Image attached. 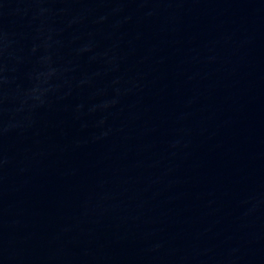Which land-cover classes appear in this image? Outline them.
Returning a JSON list of instances; mask_svg holds the SVG:
<instances>
[{
	"label": "water",
	"instance_id": "water-1",
	"mask_svg": "<svg viewBox=\"0 0 264 264\" xmlns=\"http://www.w3.org/2000/svg\"><path fill=\"white\" fill-rule=\"evenodd\" d=\"M0 264H264V0H0Z\"/></svg>",
	"mask_w": 264,
	"mask_h": 264
}]
</instances>
